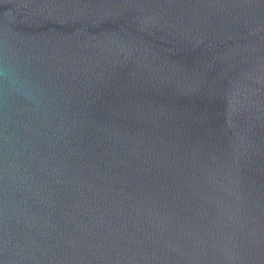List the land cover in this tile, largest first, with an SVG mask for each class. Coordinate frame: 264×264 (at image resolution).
Masks as SVG:
<instances>
[{
    "label": "water",
    "instance_id": "water-1",
    "mask_svg": "<svg viewBox=\"0 0 264 264\" xmlns=\"http://www.w3.org/2000/svg\"><path fill=\"white\" fill-rule=\"evenodd\" d=\"M0 264H264V0H0Z\"/></svg>",
    "mask_w": 264,
    "mask_h": 264
}]
</instances>
